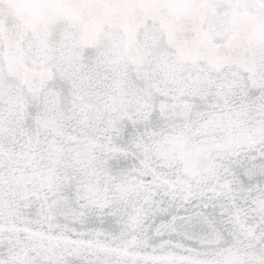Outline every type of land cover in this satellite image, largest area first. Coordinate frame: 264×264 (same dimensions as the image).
I'll use <instances>...</instances> for the list:
<instances>
[{"label": "snow or ice", "instance_id": "snow-or-ice-1", "mask_svg": "<svg viewBox=\"0 0 264 264\" xmlns=\"http://www.w3.org/2000/svg\"><path fill=\"white\" fill-rule=\"evenodd\" d=\"M0 264H264V0H0Z\"/></svg>", "mask_w": 264, "mask_h": 264}]
</instances>
